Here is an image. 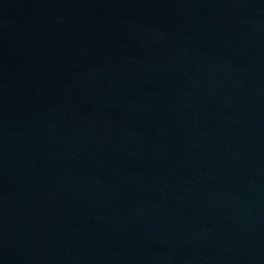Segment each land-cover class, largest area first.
Instances as JSON below:
<instances>
[{"label": "water", "instance_id": "water-1", "mask_svg": "<svg viewBox=\"0 0 264 264\" xmlns=\"http://www.w3.org/2000/svg\"><path fill=\"white\" fill-rule=\"evenodd\" d=\"M0 264H264V0H0Z\"/></svg>", "mask_w": 264, "mask_h": 264}]
</instances>
